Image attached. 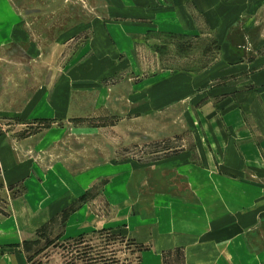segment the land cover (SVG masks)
Instances as JSON below:
<instances>
[{
  "label": "rangeland",
  "instance_id": "1",
  "mask_svg": "<svg viewBox=\"0 0 264 264\" xmlns=\"http://www.w3.org/2000/svg\"><path fill=\"white\" fill-rule=\"evenodd\" d=\"M112 1L0 0V16H13L0 21V212L9 216L13 201L26 193L22 182L13 186L2 178L12 169L8 147L30 165L19 171L41 176L66 163L85 174L78 177L84 187L92 185L75 204H88L89 221L69 226L60 241L65 227L55 226L26 252L31 264H142L148 247L136 243L126 225L107 226L118 208L106 200L104 187L118 174L132 177L130 193L143 214L155 210L156 195L167 208L170 202L198 201L200 189L206 191L204 206L213 207L212 189L220 182L210 176L209 165L200 166L214 130L203 123L204 109L234 105L230 93L249 89L250 76L264 70V3L249 13V21L245 12L224 28L229 35L221 49L202 16L192 22L196 33L185 38L148 33L131 39L122 37V28L114 33L118 46L111 47L112 35L102 24ZM214 144L224 174L240 177L224 165L220 141ZM184 188L193 197L183 198ZM128 203L122 211L133 207ZM79 229L89 232L79 235ZM198 247L168 248L161 252L162 264H200L218 252ZM3 250L16 249L6 244Z\"/></svg>",
  "mask_w": 264,
  "mask_h": 264
},
{
  "label": "crops",
  "instance_id": "2",
  "mask_svg": "<svg viewBox=\"0 0 264 264\" xmlns=\"http://www.w3.org/2000/svg\"><path fill=\"white\" fill-rule=\"evenodd\" d=\"M263 3L264 0H113L102 26L106 35L109 32L112 35L108 34L113 47L117 45L114 37L118 36L114 33L118 29L124 28L122 37L131 39H144L148 33L158 37L170 33L185 38L183 36L196 33L192 22L202 16L215 31L223 49L229 35L224 28L230 29L245 12L246 21H249V13L253 15L254 7ZM11 18L12 15H1L0 21ZM111 21L119 22L116 24L122 27L110 26ZM93 32L94 36L95 28ZM175 68L170 71H177ZM247 84L249 89L230 93L236 95L234 105L224 110H212L210 105L204 109L203 123L214 130L208 135L204 127L209 142L208 151L199 149L203 152L200 166L209 165L210 176L220 182L212 189L211 196L216 203L213 207L210 203L204 206L202 196L206 191L200 189L198 201L170 202L166 204L167 208L162 207L165 202L156 195L154 198L160 201L155 210L143 214L137 209L139 200L130 193L132 177L118 174L104 187L106 200L118 208L116 217L107 226L122 230L121 226L126 225L130 236L138 240L136 243L148 247L142 264H162V251L188 247L191 243H198L200 250L214 247L218 251L212 260H198L200 264H264V70L253 73ZM216 139L226 152L224 165L240 177L224 174L214 144ZM7 155L12 169L8 177L2 178L13 186L22 182L26 193L13 201L14 208L9 216L0 212V247L9 244L16 249L0 252V264H30L28 254L22 250L23 243L33 241L43 228H46L45 234L51 236L55 226H63L64 231L57 237L63 238L68 234L65 230L69 226H75L80 220L89 221L88 204H75L92 185L84 187L78 177H85V174H75L66 163H61L54 172L46 171L40 176L30 174L27 169L19 171L18 167L30 165H26L10 147ZM185 189L181 190L182 197H193L185 193ZM193 195L196 197L195 193ZM129 200L133 201V207L127 212L122 211L132 206ZM69 207L76 208L62 220V214ZM189 208L194 210L189 211ZM79 230V235L89 232Z\"/></svg>",
  "mask_w": 264,
  "mask_h": 264
},
{
  "label": "trees",
  "instance_id": "3",
  "mask_svg": "<svg viewBox=\"0 0 264 264\" xmlns=\"http://www.w3.org/2000/svg\"><path fill=\"white\" fill-rule=\"evenodd\" d=\"M72 212H73V210L72 209H70V210H67V211H65L63 214H62V216H61V219L63 220H66L71 214H72ZM45 231H46V228H43V230L41 231L42 233H40V234H38V237H37V239L36 240H33V241H26V242H24V249H25V251L28 253L29 252V249H32L33 247H34V245H37V246H39V244H40V240H43L44 239V236L46 235L45 234ZM109 233H111V235H112V233L114 234V235H116L113 231H108ZM116 236H119V235H116ZM83 237V236H82ZM57 240L58 241H60L61 239L60 238H57ZM54 244V243H53ZM48 245V244H47ZM46 245V246H47ZM44 248H46V247H44ZM40 252V251H39ZM39 252H37V253H39ZM83 257H80V258H78V259H82ZM32 257H29V263L31 264V262H32ZM86 259H84L83 261H85ZM66 264H72V261L71 260H69V262H66Z\"/></svg>",
  "mask_w": 264,
  "mask_h": 264
}]
</instances>
